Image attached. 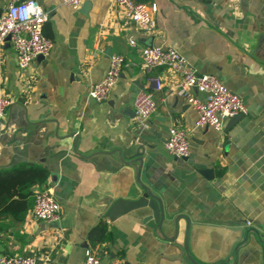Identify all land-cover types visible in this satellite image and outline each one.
<instances>
[{
  "label": "crops",
  "instance_id": "obj_1",
  "mask_svg": "<svg viewBox=\"0 0 264 264\" xmlns=\"http://www.w3.org/2000/svg\"><path fill=\"white\" fill-rule=\"evenodd\" d=\"M37 1L48 12L50 52L21 68L9 39L0 50V82L10 98L0 119V168L13 154L44 165L49 175L41 186L58 200L59 217L39 219L29 207L22 222L1 225L0 254L34 252L40 264H84L88 230L105 217L112 237L91 246L102 263L196 264L191 255L199 264H264V0H136L157 5L151 31L114 0L77 7ZM8 2L0 0V15ZM147 45L176 47L198 73L219 74L247 113L230 126L231 117L225 119L222 129L196 126L197 110L178 93L181 74L144 67ZM112 53L125 64L108 97L96 101L88 89ZM143 89L157 102L149 127L134 112ZM173 125L188 132V156L166 147ZM141 185L162 200V227L145 222L148 205L105 216L111 200L135 198ZM252 227L259 231L246 235Z\"/></svg>",
  "mask_w": 264,
  "mask_h": 264
},
{
  "label": "built area",
  "instance_id": "obj_2",
  "mask_svg": "<svg viewBox=\"0 0 264 264\" xmlns=\"http://www.w3.org/2000/svg\"><path fill=\"white\" fill-rule=\"evenodd\" d=\"M82 0H63L64 3L77 7ZM123 14L140 28L151 31L155 27L152 13L157 10L155 3L136 0H114ZM48 19V12L37 0H9L4 12L0 15V50L5 39H9L16 53L19 67L28 66L36 56L47 55L53 45L50 37L43 32V23ZM134 43V39H130ZM143 65L151 68L158 65L171 67L181 74L178 93L185 97L197 110L196 126H212L222 129L224 120L240 113H247V104L239 93L231 89L214 72L198 73L187 58L170 45H147L141 48ZM124 56L112 53L103 76L90 84L88 94L96 101L105 100L113 85L120 76ZM157 86L161 83L157 79ZM197 88L206 93L205 98L192 92ZM10 105V98L4 94L0 82V119L5 117ZM157 109V102L150 90H139L134 99L136 121L145 127L150 126L151 116ZM167 149L176 156L190 154V138L185 128L173 125L170 127L166 141ZM60 204L47 187L35 190L31 211L39 219L55 220L59 217ZM45 258L49 257L45 255ZM0 264H40L39 256L34 252L0 254ZM84 264L102 263L92 247L85 248Z\"/></svg>",
  "mask_w": 264,
  "mask_h": 264
},
{
  "label": "trees",
  "instance_id": "obj_3",
  "mask_svg": "<svg viewBox=\"0 0 264 264\" xmlns=\"http://www.w3.org/2000/svg\"><path fill=\"white\" fill-rule=\"evenodd\" d=\"M48 175L49 171L44 165L26 160L0 168V218L7 219L0 222V227L23 221L26 211L33 204L34 186H41ZM111 237L112 232L105 217H101L87 233L90 247Z\"/></svg>",
  "mask_w": 264,
  "mask_h": 264
},
{
  "label": "water",
  "instance_id": "obj_4",
  "mask_svg": "<svg viewBox=\"0 0 264 264\" xmlns=\"http://www.w3.org/2000/svg\"><path fill=\"white\" fill-rule=\"evenodd\" d=\"M242 115L243 113H240V114H237L231 117V122L229 126ZM23 159L24 158L22 156L18 154H13L10 161L5 166H10ZM141 186H143L144 190L143 192L140 193L139 196L135 198L116 197L113 200H111L110 203L108 204V207L104 211L105 216L108 217L110 220H112L118 217L119 215L128 212L129 210L148 205L151 207L152 212L144 217L145 222H147L149 225H155V223H157L160 227H162L163 222L165 220V209H164L162 200L148 186L146 185H141ZM238 228L237 229L241 231V235L237 241L239 245V243L243 239V228L244 227H238ZM176 230L178 231L177 225H176ZM250 231L258 232L259 230L253 227L249 228L247 229L246 235H248ZM190 257L196 264H199L195 261V259H193L191 255ZM216 264H226V263L222 261Z\"/></svg>",
  "mask_w": 264,
  "mask_h": 264
}]
</instances>
